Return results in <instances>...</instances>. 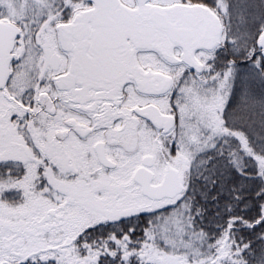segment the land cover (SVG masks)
<instances>
[{
	"label": "snow or ice",
	"instance_id": "6c2138e0",
	"mask_svg": "<svg viewBox=\"0 0 264 264\" xmlns=\"http://www.w3.org/2000/svg\"><path fill=\"white\" fill-rule=\"evenodd\" d=\"M0 264H264V0H0Z\"/></svg>",
	"mask_w": 264,
	"mask_h": 264
}]
</instances>
